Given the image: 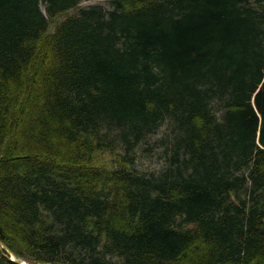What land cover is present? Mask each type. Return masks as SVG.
<instances>
[{"label": "trees", "instance_id": "16d2710c", "mask_svg": "<svg viewBox=\"0 0 264 264\" xmlns=\"http://www.w3.org/2000/svg\"><path fill=\"white\" fill-rule=\"evenodd\" d=\"M81 1L0 0V240L30 264H264V0ZM164 125L168 165L138 171Z\"/></svg>", "mask_w": 264, "mask_h": 264}, {"label": "rangeland", "instance_id": "374dc122", "mask_svg": "<svg viewBox=\"0 0 264 264\" xmlns=\"http://www.w3.org/2000/svg\"><path fill=\"white\" fill-rule=\"evenodd\" d=\"M81 6L100 5L106 10L112 8L111 0H82ZM75 9H71L68 13H74ZM52 25L50 30H52ZM168 133L167 127H160L157 133L150 135L145 141H142L135 147L134 167L144 173H157L163 170L168 161L163 155L164 146L161 145L160 139L166 137Z\"/></svg>", "mask_w": 264, "mask_h": 264}, {"label": "water", "instance_id": "95a60500", "mask_svg": "<svg viewBox=\"0 0 264 264\" xmlns=\"http://www.w3.org/2000/svg\"><path fill=\"white\" fill-rule=\"evenodd\" d=\"M0 250L4 251V255L16 264H30L25 260H22L19 257H17L1 240H0Z\"/></svg>", "mask_w": 264, "mask_h": 264}, {"label": "bare ground", "instance_id": "6f19581e", "mask_svg": "<svg viewBox=\"0 0 264 264\" xmlns=\"http://www.w3.org/2000/svg\"><path fill=\"white\" fill-rule=\"evenodd\" d=\"M3 252V254H4V251H2ZM5 256V255H4ZM6 257V256H5Z\"/></svg>", "mask_w": 264, "mask_h": 264}]
</instances>
